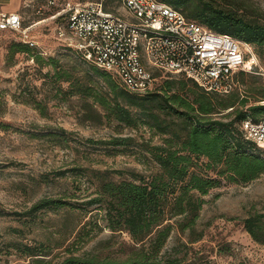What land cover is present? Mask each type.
Instances as JSON below:
<instances>
[{
    "label": "trees",
    "instance_id": "16d2710c",
    "mask_svg": "<svg viewBox=\"0 0 264 264\" xmlns=\"http://www.w3.org/2000/svg\"><path fill=\"white\" fill-rule=\"evenodd\" d=\"M164 1L207 28L250 43L257 57H264V11L248 0ZM120 4L121 0H102L107 10L116 11ZM66 17V13H60L53 19L59 25L66 22ZM60 49L46 57L20 39L10 43L9 54L25 53L31 58L41 84H50L53 97L59 101L71 95L81 98L82 121L100 123L105 118L131 128L147 126L150 136L140 142L133 135L114 134L103 143L139 146L144 159L156 167L147 175L133 172L130 179H113L99 169L89 171L96 180L95 188L84 205H93L100 212L111 234L126 232L130 242L121 256L75 254L67 246L66 255L55 264H203L195 257L188 258L189 250L182 246L187 241L168 246V240L174 231L178 239L186 235L190 243L202 237L197 221L206 201L204 195L222 180L247 182L264 172V156L257 150L260 146L247 138L241 127L246 117L257 120L264 115V102H257L264 100V89L260 90L262 97L248 104L249 97L240 95L237 88L249 71L239 70L235 72L237 86L228 93L207 91L182 73L166 74L163 79L160 76L152 88L139 92L125 87L82 51L62 41ZM251 71L260 73L264 68L253 66ZM32 105L45 116L40 99L35 97ZM64 131L59 127L46 134L63 145ZM154 135L159 136L158 142L152 141ZM68 170L86 173V168L78 165ZM65 205H73L66 195H45L29 207L28 213ZM87 222L78 228L77 235ZM243 226L253 240L264 242V213L249 214L243 218ZM24 250L31 258L28 264H54L51 257H45L44 249L36 251L25 244Z\"/></svg>",
    "mask_w": 264,
    "mask_h": 264
},
{
    "label": "rangeland",
    "instance_id": "374dc122",
    "mask_svg": "<svg viewBox=\"0 0 264 264\" xmlns=\"http://www.w3.org/2000/svg\"><path fill=\"white\" fill-rule=\"evenodd\" d=\"M77 1L82 0H55L54 4L48 0L22 1L18 13L23 27L30 28L28 37L35 41L34 49L46 57L61 50L52 12H57L68 2ZM248 1L264 11V0ZM117 8L124 12L123 7ZM2 32L0 264L30 263L25 244L34 246L36 251L44 249L45 257H51L54 264L66 255L64 249L67 246L75 254L123 255L130 242L129 235L119 231L111 234L104 226L100 212L93 205H84L95 188L96 180L93 175L89 176V171L99 169L113 179H130L133 172L147 175L156 166L144 159L139 146L113 147L104 144L103 139L121 134L133 135L140 142L150 136L148 127L140 124L138 128H131L105 118L100 123L82 121V99L77 95H71L65 101L53 97V88L50 84H41L31 58L25 53L9 54L10 43L25 38L17 31ZM258 60L264 68V57ZM261 89H264V72L254 71L246 72L237 88L240 95L249 97L248 104L262 97ZM35 97L44 105L45 116L32 105ZM59 127L66 130L63 145L46 134ZM152 141L158 142L159 136L154 135ZM257 150L264 156L262 148ZM75 165L85 167L86 173L68 170ZM195 169L204 172L201 168ZM57 171L66 172L58 175ZM45 195H66L74 206L44 208L29 214V207ZM204 198L206 201L197 221V228L203 231L202 237L190 243L186 235L178 239L174 231L168 246L187 241V245L182 246L188 248V258L195 257L203 264H264V242L253 240L243 226V218L249 214L264 213V172L247 182L222 180ZM85 221H88L85 228L77 235Z\"/></svg>",
    "mask_w": 264,
    "mask_h": 264
},
{
    "label": "built area",
    "instance_id": "2783aa9c",
    "mask_svg": "<svg viewBox=\"0 0 264 264\" xmlns=\"http://www.w3.org/2000/svg\"><path fill=\"white\" fill-rule=\"evenodd\" d=\"M119 7L124 12L104 9L102 0L68 2L52 17L66 13L57 37L130 90L142 92L160 76L182 73L207 91L228 93L237 86L236 71L262 69L250 43L207 28L164 0H121ZM5 29L35 44L17 11H0V32ZM241 127L264 147V115L246 117Z\"/></svg>",
    "mask_w": 264,
    "mask_h": 264
},
{
    "label": "crops",
    "instance_id": "0c3cea01",
    "mask_svg": "<svg viewBox=\"0 0 264 264\" xmlns=\"http://www.w3.org/2000/svg\"><path fill=\"white\" fill-rule=\"evenodd\" d=\"M23 0H0V11H19ZM9 30V29H6ZM4 31V30H3ZM3 32H0V40Z\"/></svg>",
    "mask_w": 264,
    "mask_h": 264
}]
</instances>
